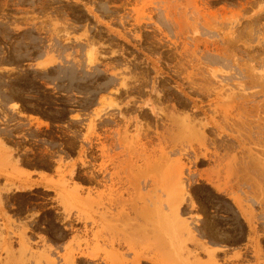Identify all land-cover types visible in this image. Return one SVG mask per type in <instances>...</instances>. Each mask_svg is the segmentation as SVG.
I'll return each mask as SVG.
<instances>
[{
	"label": "rangeland",
	"instance_id": "obj_1",
	"mask_svg": "<svg viewBox=\"0 0 264 264\" xmlns=\"http://www.w3.org/2000/svg\"><path fill=\"white\" fill-rule=\"evenodd\" d=\"M49 263L264 264V0H0V264Z\"/></svg>",
	"mask_w": 264,
	"mask_h": 264
},
{
	"label": "crops",
	"instance_id": "obj_2",
	"mask_svg": "<svg viewBox=\"0 0 264 264\" xmlns=\"http://www.w3.org/2000/svg\"><path fill=\"white\" fill-rule=\"evenodd\" d=\"M50 175V173H46L45 175L39 173H30L22 180H19L17 182L21 184L24 188H33L38 186L50 188L52 186H49L47 183Z\"/></svg>",
	"mask_w": 264,
	"mask_h": 264
},
{
	"label": "bare ground",
	"instance_id": "obj_3",
	"mask_svg": "<svg viewBox=\"0 0 264 264\" xmlns=\"http://www.w3.org/2000/svg\"><path fill=\"white\" fill-rule=\"evenodd\" d=\"M252 71V70H251ZM248 76V75H247ZM260 93V92H259ZM257 106V105H256ZM180 121V120H179ZM177 122V121H176ZM172 128V127H171ZM180 187V186H179ZM177 189H179V188H176V190ZM172 211H173V209H172ZM186 227H187V225H186ZM185 229V228H184ZM187 229V228H186ZM188 230V229H187ZM50 262V261H49ZM50 264V263H49Z\"/></svg>",
	"mask_w": 264,
	"mask_h": 264
}]
</instances>
